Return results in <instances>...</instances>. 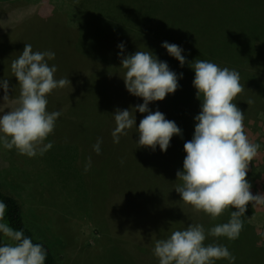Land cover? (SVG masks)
I'll list each match as a JSON object with an SVG mask.
<instances>
[{
    "label": "rangeland",
    "instance_id": "1",
    "mask_svg": "<svg viewBox=\"0 0 264 264\" xmlns=\"http://www.w3.org/2000/svg\"><path fill=\"white\" fill-rule=\"evenodd\" d=\"M183 1L0 0V80H8L9 98L19 95L18 81L12 77L10 64L22 53L25 43H30L33 51L61 54L64 47V51H69L67 36H75L78 31L81 49H85L89 63L97 68L88 67L77 81L48 96L47 110L62 111V115L46 141L53 147L43 156L28 158L15 149L0 148L2 187L21 201L27 221L40 230L41 238L56 247L62 264H158L153 253L148 256L142 253L145 249L153 252L158 235L167 238L172 231L183 230L189 224H201L207 231L230 219L231 209L213 226L208 215L193 212L189 205L172 200L176 192L174 197L168 196L171 200L165 204L166 209H160L153 200L145 203L137 198L141 188L145 195V183L157 182L150 173L163 170L164 165L165 171L171 170L174 153L184 151V143L194 134L187 122H195L201 102L192 84L195 73L190 63L201 59L238 71L243 90L234 103L244 117L258 111L264 113V91H257L252 77L247 81L241 75L239 51L221 45L192 52L187 60L189 54L180 34L187 24L189 10L183 7ZM164 41L184 49L183 67L161 47ZM121 42L125 44L124 56L150 50L160 61L167 62L170 70L183 73L174 94L149 105L151 111L169 115L166 119L174 121L182 130L176 142H170L166 153L158 146L155 151L139 148L135 127L127 130L118 144L113 143L112 114L116 109L131 111L143 103L141 98L128 93L122 79L117 47ZM55 79L59 77L55 75ZM3 96L0 88V104L4 103ZM249 99L253 101L251 105L247 104ZM11 107L15 105L10 100L5 111ZM135 115L139 127L146 114ZM259 119L264 120V116ZM245 120L244 128L249 130ZM254 125L258 127L252 126V129L258 130L259 123ZM97 138L103 141V154L99 155L92 149ZM257 138L254 136L256 141ZM152 153L156 154L146 157ZM89 157L91 166L85 172ZM146 169L149 170L146 172ZM169 204L176 207L171 208ZM241 219V231L245 230L243 242L240 232L236 240L208 237L205 243L250 247L246 236H251L253 229L257 247L264 248V206H248ZM230 250L233 256L241 258L236 250ZM216 264H228V261L220 260Z\"/></svg>",
    "mask_w": 264,
    "mask_h": 264
},
{
    "label": "clouds",
    "instance_id": "2",
    "mask_svg": "<svg viewBox=\"0 0 264 264\" xmlns=\"http://www.w3.org/2000/svg\"><path fill=\"white\" fill-rule=\"evenodd\" d=\"M117 47L126 90L143 103L131 111L116 109L112 115L113 143L118 144L120 137L135 127L139 148L155 151L158 146L166 153L172 138L181 136L182 130L159 110L151 111L149 105L174 94L183 73L170 70L167 62L160 61L150 50L124 56L125 44L121 42ZM161 47L181 67L185 65L182 47L167 41ZM54 59L53 51H33L32 45L25 43L22 53L12 60L10 71L18 81L19 95L9 98L8 80H0L4 91V103L0 104V148L15 149L21 156L34 158L53 147L46 141L62 111L47 110L48 96L58 88L71 85L69 78L55 79L57 67L49 64ZM189 66L195 73L192 84L201 104L199 114L194 117L192 139L184 143L186 155L183 170L176 173L180 183L175 191L193 212H203L215 220L231 209L230 219L207 231L201 224L172 231L167 238L154 241L153 255L158 264H216L220 260L235 264L236 258L225 245L205 242L208 237L238 239L243 227L241 218L248 205L264 206V193L253 195L252 185L246 179L250 162L258 155L261 145L249 140L243 124L244 114L234 103L243 90L239 72L201 59ZM10 100L15 107L5 111ZM252 103L251 99L247 101L248 105ZM137 112L146 114L139 127L136 126ZM102 142V138H97L92 146L97 155ZM90 166L89 157L84 171ZM5 209L6 205L0 201V264H45L46 249L33 243L23 230H14L4 219Z\"/></svg>",
    "mask_w": 264,
    "mask_h": 264
},
{
    "label": "trees",
    "instance_id": "3",
    "mask_svg": "<svg viewBox=\"0 0 264 264\" xmlns=\"http://www.w3.org/2000/svg\"><path fill=\"white\" fill-rule=\"evenodd\" d=\"M182 4L186 10H189V18L186 17L187 24H185L180 34L186 54H189L187 60L191 57L192 52L204 51L208 48L216 49L221 45L228 46L232 50H237L241 53L238 57V59L242 60L238 62L241 75L247 81L252 77L251 79L256 80L257 91H264V0H184ZM163 34L164 31L161 32L162 36H164ZM84 61L85 71L88 67L97 69L96 66H92L89 63L88 58H85ZM229 66L232 67L233 65L230 64ZM77 80L75 79V81ZM72 82L73 80L71 79ZM199 111L200 108L197 115ZM165 112L169 114L168 109ZM262 115L264 116L263 111H258L252 116L244 117L250 127L249 130H245L249 140L261 145L258 155L250 162L246 177L252 185L251 191L253 195L264 193V120L259 119ZM257 122L259 123V129H252V126H255L254 124ZM187 123L194 129V121H188ZM254 136L258 137L257 141ZM175 140L176 136L172 138L171 143H175ZM155 154L152 153L146 157H151ZM185 155L183 150L182 152L174 153L171 170H167L169 173L164 170L165 165L163 170L158 169L156 173L151 172L153 180H156L159 185L156 183H145V195H143L141 188V192L137 193V198L145 203L153 200V203L160 209H166L168 199L171 200L168 196L174 197L175 187L180 183L177 180L176 173L183 170ZM148 170L146 169V172ZM146 175L148 177L149 174L146 173ZM167 181L168 185L166 184ZM179 197L177 193L172 200L180 203L181 197ZM0 201L6 205L5 221L14 230H23L24 234L30 237L33 243H39L46 249L45 264H62V260L56 252V247L41 238L40 230L34 228L27 221L21 201L13 194L6 192L1 183ZM168 206H171V208L176 207L174 204H169ZM248 206L252 205L249 204ZM212 221L211 223L214 226L220 221V218L218 217L215 221L212 219ZM211 223L209 224L211 225ZM243 232L245 230L241 231V233ZM252 232H254L253 229L250 230L251 236H246L250 240L248 243L250 247H227L230 252H232L230 249H233L241 255V258L234 256L236 258L235 264H264V248L257 247V237ZM240 239L243 242L244 236ZM4 242L8 243L9 241L5 240ZM142 251L147 256L153 253L151 250L147 252L146 249Z\"/></svg>",
    "mask_w": 264,
    "mask_h": 264
},
{
    "label": "crops",
    "instance_id": "4",
    "mask_svg": "<svg viewBox=\"0 0 264 264\" xmlns=\"http://www.w3.org/2000/svg\"><path fill=\"white\" fill-rule=\"evenodd\" d=\"M67 37H69L68 40L69 51H64V49L62 48L63 50L61 54H55V59L49 61V64L56 65L57 72L55 75H57L59 79L69 78L70 81L71 79L75 81V79H79L81 74L85 72L84 60L86 58V53H85V49H81L80 35L78 31H76L75 36L69 35ZM61 38H63L62 32H61ZM69 85L65 87H68ZM241 235L244 236L243 233ZM158 237H159L158 239H164V236L162 235H158Z\"/></svg>",
    "mask_w": 264,
    "mask_h": 264
}]
</instances>
